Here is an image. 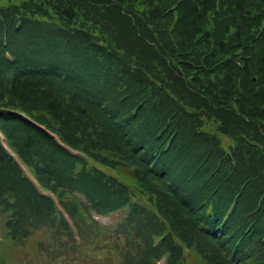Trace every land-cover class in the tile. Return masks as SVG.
<instances>
[{
    "label": "trees",
    "instance_id": "obj_1",
    "mask_svg": "<svg viewBox=\"0 0 264 264\" xmlns=\"http://www.w3.org/2000/svg\"><path fill=\"white\" fill-rule=\"evenodd\" d=\"M0 129V264H264V0L0 4Z\"/></svg>",
    "mask_w": 264,
    "mask_h": 264
},
{
    "label": "rangeland",
    "instance_id": "obj_2",
    "mask_svg": "<svg viewBox=\"0 0 264 264\" xmlns=\"http://www.w3.org/2000/svg\"><path fill=\"white\" fill-rule=\"evenodd\" d=\"M15 0L11 1V0H0V4H5L6 2H14ZM17 1V0H16ZM34 29H37V28H34ZM102 221L105 223V224H111L113 222V218H104L102 219ZM12 253V252H11ZM19 254V253H17ZM16 254V255H17ZM161 264V263H159Z\"/></svg>",
    "mask_w": 264,
    "mask_h": 264
}]
</instances>
